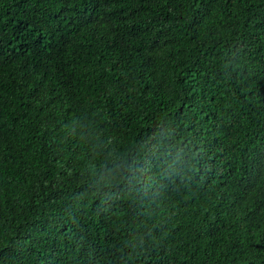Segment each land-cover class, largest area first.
I'll list each match as a JSON object with an SVG mask.
<instances>
[{
    "label": "trees",
    "instance_id": "trees-1",
    "mask_svg": "<svg viewBox=\"0 0 264 264\" xmlns=\"http://www.w3.org/2000/svg\"><path fill=\"white\" fill-rule=\"evenodd\" d=\"M0 264H264V0H0Z\"/></svg>",
    "mask_w": 264,
    "mask_h": 264
}]
</instances>
